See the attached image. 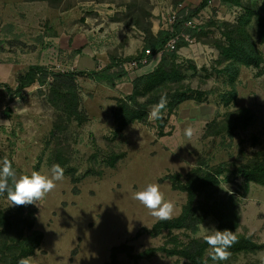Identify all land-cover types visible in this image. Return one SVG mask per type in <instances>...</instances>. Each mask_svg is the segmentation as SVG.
I'll return each mask as SVG.
<instances>
[{"label": "rangeland", "instance_id": "obj_1", "mask_svg": "<svg viewBox=\"0 0 264 264\" xmlns=\"http://www.w3.org/2000/svg\"><path fill=\"white\" fill-rule=\"evenodd\" d=\"M175 1L0 0V84L12 90L9 93L0 87V162L9 160L17 178L33 171L50 175L57 164L64 170V178L54 189L41 200L26 204L35 211L34 229L44 238L39 250L24 264H110L111 250L116 247L124 246L130 254L138 255L149 249H172L190 240H204L206 230H218L212 217L195 234L165 231L150 237L148 230L160 219L135 199V192L148 183H158L165 201L174 204L167 220L175 219L187 196L173 191L167 176L184 177L199 164L222 166L226 172L220 179L219 194L233 195L228 185L242 184L237 170L264 151V43L260 41L264 0H215L192 18L199 32L191 38L192 44L178 42L177 63L186 80L181 86L192 90L193 99L172 113L164 112L162 133L153 116L155 105L147 108L145 121L128 126L119 135L115 134L112 116L116 101L126 97V88L128 91L130 87L131 94V81L150 73L158 64L150 65L147 71L150 63L125 72L120 67L125 61L114 60L109 73L122 72L124 76L113 86L78 77L81 106L88 122L82 126L71 122L63 133L54 131L59 114L47 102V86L34 85L14 94L18 75L31 66H42L52 73L77 71L72 54L48 41L53 24L60 23L58 12L73 8L77 13L74 19L70 17V23L83 27L98 23L133 27L134 37L139 35L137 31L144 35L139 56L147 40L134 24L144 28L151 25L152 29V20L157 19L153 13ZM239 26L255 43L263 63L258 68L239 66L231 82L232 74L226 71L229 62L223 61L218 48L226 46L224 35ZM186 29L185 25L181 28L184 35ZM52 47L55 60H49ZM163 52L158 54L160 59ZM124 83L129 85L116 90ZM145 100L139 98L140 102ZM240 111L246 113L235 125L233 116ZM189 128L190 137L185 135ZM113 155L123 158L111 169L108 164ZM235 199L240 219L233 236L244 235L264 243V187L250 183ZM11 203L0 194V210H11ZM117 262L135 264L125 253L118 254ZM136 264L188 263L157 252ZM223 264H264V252L241 254Z\"/></svg>", "mask_w": 264, "mask_h": 264}, {"label": "trees", "instance_id": "obj_2", "mask_svg": "<svg viewBox=\"0 0 264 264\" xmlns=\"http://www.w3.org/2000/svg\"><path fill=\"white\" fill-rule=\"evenodd\" d=\"M210 1L203 0L196 9L187 10L186 15L184 12L180 13L173 34L161 32L153 37L151 25L145 28L142 26V28L136 22L134 26L145 34L147 40L143 52L137 57H141L145 51H150L149 48L152 49L150 52L152 56L159 54L169 39L174 35H180L181 28L200 11L207 8ZM251 18L250 15L247 22ZM198 32L199 29L196 28L194 30L186 29L184 33L191 39ZM224 37L227 42L226 46H219L218 50L220 56L224 57L223 61L229 62L226 71L232 74L231 82L236 78L239 66L258 68L263 63L255 43L248 34L244 33L243 26L235 28L230 35L225 34ZM260 41L264 43V32ZM178 42L175 51L162 53L161 59L153 71L131 81L132 92L129 96L116 101V107L112 112L117 126L116 135L121 134L128 126L136 122L145 121L147 108L154 105L158 106L160 101L164 99L166 101L165 107L159 110L157 117L162 133L165 125L164 112L172 113L182 103L193 99L192 90L181 86L186 80L182 66L177 63ZM114 64L113 60L112 65L102 72L90 73H52L42 66H31L27 71L18 75L14 94H19L34 85L47 86V102L59 114L58 125L55 126L54 131L63 133L71 122L77 123L78 126L88 122V116L81 106L77 78L86 77L94 83H106L113 86L115 81H119L124 76L122 72L120 74L109 73ZM0 87L12 93L8 86L0 84ZM139 98H146V100L140 102ZM245 113L240 111L236 117L233 116L232 121L234 124L236 123L235 125H239ZM256 155L259 158L256 156L249 160L247 165L237 170L238 178L242 184L239 183L234 186L227 184L229 191L234 193L233 195L221 196L219 194L220 179L226 172L222 166L208 168L206 165L199 164L184 177L181 175L167 176L165 179L170 182L172 190L185 193L187 202L177 218L159 220L148 230V235L155 238L165 231H189L195 234L198 227L209 217L217 222L218 230H228L233 235L239 227L240 219L235 196L240 195V190L246 192L250 183L264 187V151ZM122 158L123 155L111 156L108 167L113 169ZM9 183L11 184V179ZM72 183H76V180L72 179ZM4 195L8 197L7 194ZM199 198L202 200L198 201ZM34 221L35 211L27 205H14L9 211L0 210V264H24L25 260L34 256L39 250L44 237L42 233L34 229ZM234 237V242L227 249V259L221 261L211 259L212 250L205 240H190L188 243L175 246L172 249H149L138 255L130 254L124 246L116 247L111 250L110 264H118L117 256L121 253L127 254L135 264L140 260L153 257L157 252H161L167 257H178L187 261L188 264H223L226 260L241 254L264 252V243H256L251 237L244 235H235Z\"/></svg>", "mask_w": 264, "mask_h": 264}, {"label": "crops", "instance_id": "obj_3", "mask_svg": "<svg viewBox=\"0 0 264 264\" xmlns=\"http://www.w3.org/2000/svg\"><path fill=\"white\" fill-rule=\"evenodd\" d=\"M203 0H177L178 2L174 4L169 3L167 9H161L153 15H157V19L152 20L151 34L156 37L158 33L165 32L162 25V19L165 18L175 6L181 4L185 10L196 9ZM76 13L73 8L64 9L58 12L57 18H60L59 24H53L52 26V36L48 38L54 48L66 52L67 54H72L71 60H74L76 70L75 72H102L112 65L113 60H132L136 59L138 53L143 49L145 44L144 35L137 31L140 35L133 36V27H126L119 23L101 24L91 27H83L78 23H70V17L72 19L76 17ZM74 21V20H72ZM87 25L88 22H85ZM97 29V30H96ZM96 31V32H95ZM180 34H183L182 32ZM135 35V34H134ZM143 35V37H142ZM47 50L50 52L49 60H55L52 54L55 52L54 48ZM43 52V53H46ZM150 59L152 61L147 68L155 66L160 61V56L158 54L153 55ZM102 68L101 71H98ZM143 68V70L145 69ZM142 70V71H143ZM141 71V70H140ZM129 85L124 83L122 85L116 86V90L119 86ZM129 87V86H128ZM130 87L127 91L126 96L130 95Z\"/></svg>", "mask_w": 264, "mask_h": 264}, {"label": "clouds", "instance_id": "obj_4", "mask_svg": "<svg viewBox=\"0 0 264 264\" xmlns=\"http://www.w3.org/2000/svg\"><path fill=\"white\" fill-rule=\"evenodd\" d=\"M166 101L162 99L153 116H159V110L165 107ZM185 135L190 137L192 130L186 129ZM64 178V170L60 165H53L50 175L33 171L17 178L12 163L5 159L0 162V194H7L11 205L33 204L41 200L47 193L56 187V182ZM11 179V184L9 183ZM135 199L140 201L152 214L160 220L170 219L174 209L171 201H165L158 183H148L142 189L135 192ZM204 240L212 250L211 259L215 261L225 260L228 257L227 249L234 242L235 237L230 231L208 229Z\"/></svg>", "mask_w": 264, "mask_h": 264}, {"label": "built area", "instance_id": "obj_5", "mask_svg": "<svg viewBox=\"0 0 264 264\" xmlns=\"http://www.w3.org/2000/svg\"><path fill=\"white\" fill-rule=\"evenodd\" d=\"M215 0H211L209 2L212 3ZM184 12V15L187 14V10H185L181 4L175 6V8L165 17L162 19V25L164 27L165 32L169 34H173L174 32V26L176 25V22L178 18H180V13ZM194 20L189 21L185 24V26L190 29L194 30L196 29ZM179 40H184L188 44H192V40L189 38V36L180 34V35H174L169 39V41L165 44L163 51L166 52H173L176 50V45ZM151 53L150 51H145L144 54L141 57H136V59L130 61V62H122L120 63V67L125 71H132L135 69H138L140 67H145L150 63Z\"/></svg>", "mask_w": 264, "mask_h": 264}]
</instances>
